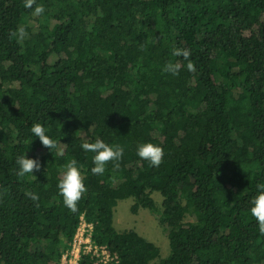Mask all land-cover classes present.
Masks as SVG:
<instances>
[{
	"label": "trees",
	"instance_id": "trees-1",
	"mask_svg": "<svg viewBox=\"0 0 264 264\" xmlns=\"http://www.w3.org/2000/svg\"><path fill=\"white\" fill-rule=\"evenodd\" d=\"M174 48L191 50L195 72ZM168 62L179 75L163 71ZM34 123L63 155L42 146ZM96 139L124 149L118 169L91 172L81 145ZM147 142L164 150L159 167L137 155ZM22 155L40 161L35 177L17 175ZM72 159L87 187L76 213L57 187ZM261 183L264 0H0V264H60L82 216L119 264H264L250 213ZM127 199L158 221L165 258L114 227Z\"/></svg>",
	"mask_w": 264,
	"mask_h": 264
},
{
	"label": "clouds",
	"instance_id": "clouds-1",
	"mask_svg": "<svg viewBox=\"0 0 264 264\" xmlns=\"http://www.w3.org/2000/svg\"><path fill=\"white\" fill-rule=\"evenodd\" d=\"M36 0H24L25 8H33ZM45 9L42 5H36L33 10L34 16H40ZM18 40H23L28 33L24 26H19L15 32L12 33ZM173 56L183 57L187 60L186 65L189 72H195L194 63L190 60L191 50L188 48H174ZM182 65L180 63L168 62L164 65L163 71L173 76L179 75ZM31 133L39 138L42 146L49 150L57 149V155H63V151L59 149L56 141L49 138L45 134V129L40 123H34L31 126ZM86 152L94 153L92 158L94 166L91 172L94 175H103L106 171V165L113 163L114 168H119V161L123 157L124 149L120 145H109L101 139H96L94 142L85 141L81 145ZM137 155L145 161H148L151 166L159 167L163 162L164 150L162 147L147 142L137 145ZM16 165L18 166L17 175L24 177L26 174H32L41 170V163L38 159L28 158L26 155L18 156L16 158ZM58 190L60 196L63 198V203L67 209L72 213L79 211L78 203L87 192V187L84 184V179L81 175L80 169L77 166L75 159L70 160L63 166V171L58 182ZM26 196L33 202L39 200V196L34 192H27ZM250 213L258 223L259 232L264 234V183L257 185V195L251 200Z\"/></svg>",
	"mask_w": 264,
	"mask_h": 264
},
{
	"label": "rangeland",
	"instance_id": "rangeland-1",
	"mask_svg": "<svg viewBox=\"0 0 264 264\" xmlns=\"http://www.w3.org/2000/svg\"><path fill=\"white\" fill-rule=\"evenodd\" d=\"M158 208H161L162 198L158 193H153ZM132 199L118 201L114 210L113 225L117 231L134 230L145 240L155 244L160 249L161 258L169 254L168 240L162 233L158 221L147 210L140 209L136 214H132L130 207Z\"/></svg>",
	"mask_w": 264,
	"mask_h": 264
},
{
	"label": "built area",
	"instance_id": "built-area-1",
	"mask_svg": "<svg viewBox=\"0 0 264 264\" xmlns=\"http://www.w3.org/2000/svg\"><path fill=\"white\" fill-rule=\"evenodd\" d=\"M92 231L93 226L82 216L71 247L63 254L60 264H79L82 254L91 256L93 264H119L116 254H112L105 246L92 242Z\"/></svg>",
	"mask_w": 264,
	"mask_h": 264
}]
</instances>
